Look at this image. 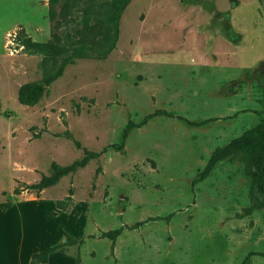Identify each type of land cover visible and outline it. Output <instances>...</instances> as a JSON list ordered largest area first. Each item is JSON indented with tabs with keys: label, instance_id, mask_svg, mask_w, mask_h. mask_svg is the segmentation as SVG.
Returning a JSON list of instances; mask_svg holds the SVG:
<instances>
[{
	"label": "rangeland",
	"instance_id": "rangeland-1",
	"mask_svg": "<svg viewBox=\"0 0 264 264\" xmlns=\"http://www.w3.org/2000/svg\"><path fill=\"white\" fill-rule=\"evenodd\" d=\"M104 1L74 6L69 32L78 39L77 28L102 18ZM53 26L49 0H0V200L12 203L14 189L38 183L53 162L100 153L121 143L129 122L137 127L121 152L108 149L44 191L35 249L68 233L84 244L58 253L57 264H75L77 254L81 264H243L249 254L248 264H264V209L246 213L243 162L222 161L194 182L217 148L263 119V6L132 0L106 59L75 60L36 106L22 105L19 88L41 79L42 56L24 50L18 35L47 43ZM70 195L68 210L52 216ZM120 228L114 245L100 237Z\"/></svg>",
	"mask_w": 264,
	"mask_h": 264
},
{
	"label": "trees",
	"instance_id": "trees-1",
	"mask_svg": "<svg viewBox=\"0 0 264 264\" xmlns=\"http://www.w3.org/2000/svg\"><path fill=\"white\" fill-rule=\"evenodd\" d=\"M83 0H49V19L53 26L52 37L47 43L34 42L26 36L22 31L18 35V41L24 50L31 54L41 55L40 70L42 77L39 81L23 84L18 91V101L20 104L34 107L43 98L46 90L57 79L63 76L65 69L74 63L77 59H91L97 58L106 59L116 48L119 33L120 20L123 12L132 2V0H105L102 8L105 9V15L102 18L96 19L95 24L87 22L84 27L79 29V38L77 39L69 32L71 23H75L72 16V9L74 6ZM90 4L94 0H84ZM263 6L264 0H257ZM92 7L87 10V17ZM66 28V32L62 28ZM228 41L238 44L233 36H228ZM165 113V112H164ZM166 114V113H165ZM155 114L147 116L143 125L147 120L154 117ZM218 118H211L200 123L187 121L190 125L200 126ZM137 127L133 122H129L123 130L121 143L113 144L105 147L102 152L97 153L89 150H84V155L75 160L69 165H60L53 162L51 164L50 174L43 176L38 183L25 184L22 188L18 186L14 189V195H21L24 192L34 193L40 196L41 193L53 186H56L62 178L75 174L80 169L85 168L92 160L99 159L108 149L112 148L121 152L126 144L131 130ZM80 147V144L77 143ZM238 159L243 162L245 166V174L251 180L250 186V201L251 205L246 210L247 214H252L256 210L264 209V114L263 119L255 127L245 131L241 136L234 138L227 145L217 148L210 156V159L203 170L199 173L195 183L206 179L217 164L222 161ZM101 169H98L100 172ZM72 195L66 201L59 200L56 202V209L58 211L66 212L72 205ZM12 205L11 201L0 203L2 211H6ZM57 212H52V216H57ZM159 219V218H155ZM145 222L136 223L133 226H126L127 229H134L144 224ZM124 228L102 232L101 238H108L113 241V245L121 235ZM63 242L49 246L45 250L34 253L31 257L30 264H47L49 256L56 252L66 253L69 248L81 247L84 244L83 239H77L74 236L65 233ZM252 254H249L243 264H248ZM75 264H81L80 254H77Z\"/></svg>",
	"mask_w": 264,
	"mask_h": 264
},
{
	"label": "crops",
	"instance_id": "crops-1",
	"mask_svg": "<svg viewBox=\"0 0 264 264\" xmlns=\"http://www.w3.org/2000/svg\"><path fill=\"white\" fill-rule=\"evenodd\" d=\"M233 93L234 91L230 92ZM44 191L39 197L35 194L15 195L12 205L6 211L0 208V264H30L34 253L46 249H35L44 234ZM0 203L4 202L0 200ZM52 212H57V216L63 213L57 209L51 211V215ZM58 253L60 252L51 254L47 264H57L55 259Z\"/></svg>",
	"mask_w": 264,
	"mask_h": 264
}]
</instances>
